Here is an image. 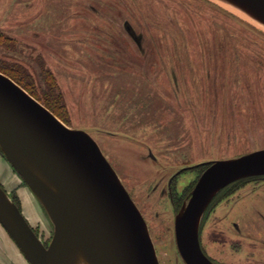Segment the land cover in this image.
Masks as SVG:
<instances>
[{
  "label": "rangeland",
  "instance_id": "374dc122",
  "mask_svg": "<svg viewBox=\"0 0 264 264\" xmlns=\"http://www.w3.org/2000/svg\"><path fill=\"white\" fill-rule=\"evenodd\" d=\"M223 1L235 8L0 0V72L97 143L144 219L157 264H185L174 222L200 164L264 149V22ZM0 186L48 244L53 223L1 147ZM198 232L215 264H264V176L219 190ZM0 264H30L1 224Z\"/></svg>",
  "mask_w": 264,
  "mask_h": 264
},
{
  "label": "water",
  "instance_id": "95a60500",
  "mask_svg": "<svg viewBox=\"0 0 264 264\" xmlns=\"http://www.w3.org/2000/svg\"><path fill=\"white\" fill-rule=\"evenodd\" d=\"M232 1L264 22V0ZM0 147L53 223L45 245L0 186V224L30 264H69L74 252L90 264H157L144 219L97 143L1 72ZM257 175H264V149L209 162L174 222L185 264H215L200 245L202 214L219 190Z\"/></svg>",
  "mask_w": 264,
  "mask_h": 264
},
{
  "label": "trees",
  "instance_id": "16d2710c",
  "mask_svg": "<svg viewBox=\"0 0 264 264\" xmlns=\"http://www.w3.org/2000/svg\"><path fill=\"white\" fill-rule=\"evenodd\" d=\"M13 79V78H12ZM18 80H15V79H13L15 82H19V83H23V81L21 80V79H19V78H17ZM45 105V104H44ZM47 108H49L50 109V107H48V105H45ZM52 112L54 111V110H52V109H50ZM208 166V163H203V164H200V170H199V173H201L206 167ZM264 175H261V176H259V175H257V176H249V177H245V178H241V179H238V180H236V181H234V182H232V183H230L229 185H227V186H225L224 188H222L221 190H220V192H222V191H224V190H226V188H228L229 186H232L234 189H236V188H238V187H240L241 186V184L243 183V182H247V181H249V180H252L253 178H261V177H263ZM187 189H185L184 190V192H182V194H177L176 193V191H175V193H174V196H173V200L176 202V203H180L181 202V200L185 197V195L187 194V191H189V190H187ZM229 193V192H228ZM231 193V192H230ZM12 200H13V202L20 208V203H19V200H18V198L15 196V195H12Z\"/></svg>",
  "mask_w": 264,
  "mask_h": 264
},
{
  "label": "bare ground",
  "instance_id": "6f19581e",
  "mask_svg": "<svg viewBox=\"0 0 264 264\" xmlns=\"http://www.w3.org/2000/svg\"><path fill=\"white\" fill-rule=\"evenodd\" d=\"M220 2L225 3V1L223 0H219ZM227 4V6L231 7V8H235L233 5ZM237 9V8H236ZM40 175V174H39ZM41 176V175H40ZM42 177V176H41ZM43 178V177H42ZM44 179V178H43ZM45 180V179H44ZM46 181V180H45ZM47 182V181H46ZM48 183V182H47ZM69 264H90V262L88 261V259L81 253V252H74L71 254L70 260H69Z\"/></svg>",
  "mask_w": 264,
  "mask_h": 264
},
{
  "label": "flooded vegetation",
  "instance_id": "af4514ba",
  "mask_svg": "<svg viewBox=\"0 0 264 264\" xmlns=\"http://www.w3.org/2000/svg\"><path fill=\"white\" fill-rule=\"evenodd\" d=\"M202 250H203L204 254L213 262V260L210 258V256H208V253H206L204 249H202Z\"/></svg>",
  "mask_w": 264,
  "mask_h": 264
},
{
  "label": "crops",
  "instance_id": "0c3cea01",
  "mask_svg": "<svg viewBox=\"0 0 264 264\" xmlns=\"http://www.w3.org/2000/svg\"><path fill=\"white\" fill-rule=\"evenodd\" d=\"M9 235V234H8Z\"/></svg>",
  "mask_w": 264,
  "mask_h": 264
}]
</instances>
